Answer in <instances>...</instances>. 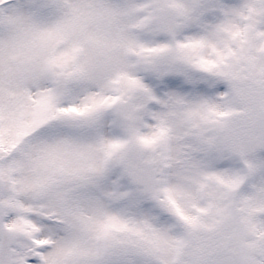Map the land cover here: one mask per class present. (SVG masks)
Returning <instances> with one entry per match:
<instances>
[{
  "label": "snow or ice",
  "instance_id": "obj_1",
  "mask_svg": "<svg viewBox=\"0 0 264 264\" xmlns=\"http://www.w3.org/2000/svg\"><path fill=\"white\" fill-rule=\"evenodd\" d=\"M0 264H264V0H0Z\"/></svg>",
  "mask_w": 264,
  "mask_h": 264
}]
</instances>
